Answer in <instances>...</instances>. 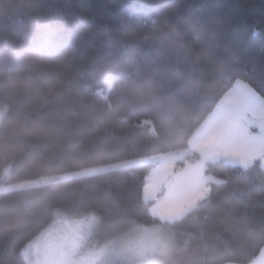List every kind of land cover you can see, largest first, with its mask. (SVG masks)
I'll use <instances>...</instances> for the list:
<instances>
[{"label": "trees", "instance_id": "1", "mask_svg": "<svg viewBox=\"0 0 264 264\" xmlns=\"http://www.w3.org/2000/svg\"><path fill=\"white\" fill-rule=\"evenodd\" d=\"M237 82L264 100V0H0V264L61 216L96 218L90 251L156 227L157 264H252L263 162L206 164L217 182L180 220L144 198L147 159L188 152Z\"/></svg>", "mask_w": 264, "mask_h": 264}, {"label": "crops", "instance_id": "2", "mask_svg": "<svg viewBox=\"0 0 264 264\" xmlns=\"http://www.w3.org/2000/svg\"><path fill=\"white\" fill-rule=\"evenodd\" d=\"M194 155H199L205 166L218 161L242 168L259 161L264 164V100L243 82L235 84L192 137L188 152L176 156V164L185 165L175 169L170 188L162 189L158 196L171 212H192L207 198L211 184L217 182L205 174V166L199 167L191 159ZM159 168L157 165L155 170ZM169 252L166 247L159 255ZM252 264H264V249Z\"/></svg>", "mask_w": 264, "mask_h": 264}, {"label": "rangeland", "instance_id": "3", "mask_svg": "<svg viewBox=\"0 0 264 264\" xmlns=\"http://www.w3.org/2000/svg\"><path fill=\"white\" fill-rule=\"evenodd\" d=\"M180 154L158 155L146 162L159 165L148 178L144 191L146 201H156L152 215L163 221H176L189 212H171L165 200H158L162 189H169L171 175L177 168L176 156ZM198 166H205L199 161ZM94 173V171L85 174ZM78 176V175H76ZM69 176L65 178H73ZM38 182L16 184L6 191L31 188ZM96 224V218L74 220L61 216L50 228L36 238L24 251L28 264H157L166 260V255H159L171 242L161 228L138 226L125 235L113 239L102 247L90 251L87 242Z\"/></svg>", "mask_w": 264, "mask_h": 264}]
</instances>
